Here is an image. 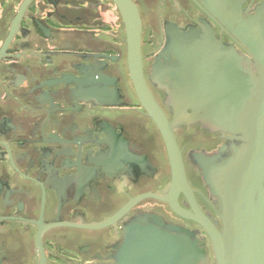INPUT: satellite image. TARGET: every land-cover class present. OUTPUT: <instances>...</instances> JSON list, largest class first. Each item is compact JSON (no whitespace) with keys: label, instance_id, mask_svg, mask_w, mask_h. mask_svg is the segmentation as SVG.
<instances>
[{"label":"flooded vegetation","instance_id":"af4514ba","mask_svg":"<svg viewBox=\"0 0 264 264\" xmlns=\"http://www.w3.org/2000/svg\"><path fill=\"white\" fill-rule=\"evenodd\" d=\"M133 1L144 77L168 120L176 111L154 70L169 25H207L255 70L242 36L257 19L264 24V0ZM127 41L113 0H0V264L111 262L144 215L191 234L215 260L210 234L192 217L223 228L222 200L201 161L232 158L241 136L198 120L176 127L186 175L176 187L163 133L131 77Z\"/></svg>","mask_w":264,"mask_h":264},{"label":"water","instance_id":"95a60500","mask_svg":"<svg viewBox=\"0 0 264 264\" xmlns=\"http://www.w3.org/2000/svg\"><path fill=\"white\" fill-rule=\"evenodd\" d=\"M122 13L127 32L131 77L145 109L154 117L170 153L174 182L185 186L181 150L175 137L180 124L202 121L210 129L233 132L242 144L232 158L223 155L201 161L214 194L221 197L223 228L203 215L200 221L213 241L215 260L186 232H173L140 216L126 228L113 260L99 264H264V24L257 19L242 36L255 70H245L241 56L216 40L211 29H180L169 25L168 38L157 56L155 80L170 96L174 120L152 95L143 70L142 19L133 0H113ZM191 113H188V110ZM219 162L215 167L214 160ZM222 185H217L215 173ZM147 195V194H145ZM154 196L160 197L158 194ZM115 216L92 227L110 224ZM188 215V214H186Z\"/></svg>","mask_w":264,"mask_h":264}]
</instances>
